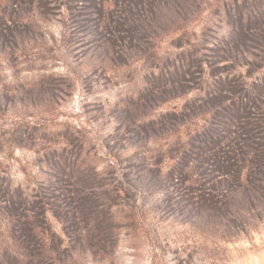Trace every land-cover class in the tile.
Returning a JSON list of instances; mask_svg holds the SVG:
<instances>
[{"label": "rangeland", "instance_id": "rangeland-1", "mask_svg": "<svg viewBox=\"0 0 264 264\" xmlns=\"http://www.w3.org/2000/svg\"><path fill=\"white\" fill-rule=\"evenodd\" d=\"M0 264H264V0H0Z\"/></svg>", "mask_w": 264, "mask_h": 264}]
</instances>
